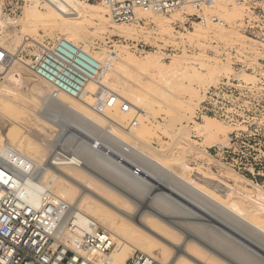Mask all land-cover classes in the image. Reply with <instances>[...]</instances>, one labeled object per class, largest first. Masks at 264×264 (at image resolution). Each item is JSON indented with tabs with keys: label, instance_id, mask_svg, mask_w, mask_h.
<instances>
[{
	"label": "rangeland",
	"instance_id": "1",
	"mask_svg": "<svg viewBox=\"0 0 264 264\" xmlns=\"http://www.w3.org/2000/svg\"><path fill=\"white\" fill-rule=\"evenodd\" d=\"M34 1L0 0V18L4 22L6 21L5 25L0 26V47L10 51L8 48L17 42L16 50H18L20 49L19 45L23 42L21 40L28 38L39 41L38 43L41 45L49 44V46L64 40V42L77 50L80 49L81 52L98 63V77L106 75L105 79H108L107 81L113 85L115 91L128 100L123 102L125 105L129 106V102L134 100L136 95L141 96L142 100L140 102L141 106H144V115L146 114V116H141L136 123L131 124L133 130L131 134L124 133L118 127L119 125H116L118 128H115L116 126L112 127L113 130L107 126L108 124H102V122L95 125L83 115L69 109L70 105L68 103L70 101L66 99L68 97H61L56 101H52L50 98L45 99L43 95L39 96L34 92L32 93L34 84L44 92V95H50L51 88L44 80L36 77L28 67L16 64L15 69L19 72V77H17L19 82H9L7 85H3L6 93L0 94V132L4 138L7 139L11 128L17 125L11 119L12 114H15V112L20 115L19 119L32 118V125L26 126V136L33 124L38 122V118L43 121L42 118L44 117L45 121L46 117H56V120H54L56 121L54 122L55 126L52 125L44 131L53 142L49 152L53 153L58 145H61L63 150L74 151L77 144L72 139L59 142L60 128L63 127L65 122L74 121L78 124L79 130L82 129L80 131L83 132V136H80L79 133H73V135L83 139V149L85 151L83 156H85V160L90 161L89 164L93 163V166L99 161L96 159H100L102 147H107L114 142L112 140L114 139L113 135H119L121 139L134 144L136 149L146 151L150 158L186 179L192 177L198 168H205L207 160L212 158L209 177L206 176L201 182L206 194L209 191L208 195L219 196L218 198L221 201L223 200L226 205L238 204L244 212L255 210L256 201L254 197H257V195L263 194L260 199L264 204V0H254L253 4L255 5L253 7L255 10H252V12L232 0L223 1L228 4L227 8L222 4L219 10H209L205 15L203 12L184 8L181 10L179 18L175 15L160 16L167 25L163 30H159L150 18H141L139 23L117 24L114 22L115 24L109 25L110 28H126L134 31L135 37L128 40L117 34H109L102 29L97 13L88 16L89 18L86 21L78 22L70 31H63L64 26L62 28L43 27L39 23L35 24L37 27L33 24H28L25 27V7L33 5ZM38 1L36 9L45 18L48 13L45 3L43 0ZM81 2L94 5L96 7L94 8L95 11L104 10V14L109 17L107 8L99 0H81ZM223 9L227 10L224 14L222 13ZM191 14L200 16V18L197 17L193 21L194 24L190 28L187 27L186 30L177 27L179 23L184 22L187 15ZM216 17H221L224 21V29L218 34L213 28L218 20H212ZM68 19H72V17ZM203 20L209 21L210 30L204 34H195L194 27L196 23ZM16 39L18 40L16 41ZM39 47L28 41L27 45L19 50L18 58L27 64L30 63L31 57ZM172 62H176L174 69L179 70V78L176 82H172V86L162 89L159 86L158 72L169 73L172 69ZM226 78H235L240 81L239 83L242 86L248 85L251 93H248L249 97L235 100L231 105L245 104V123L240 126L229 125L221 120L210 118L220 127H228L225 128V131L227 129L226 132H228L226 146L219 147L210 144L211 142H208L204 135L194 131L193 127L195 123L203 122V120H196L195 114L204 98L205 91ZM95 96L88 98L84 95V102L91 101L92 104ZM193 96L195 97L193 98ZM79 103L82 102L79 101ZM31 108H35L37 114L34 115ZM117 110L120 113L119 107H117ZM87 111L90 115L95 113L92 112V109ZM124 113L127 112L124 111ZM120 117L122 119V123H119L120 126L122 124L121 127H128L129 122L133 120V117ZM81 125L86 129L80 128ZM97 136H99L102 145L100 144V147L94 145L92 151L95 152L88 153L89 150L85 141L89 140L88 137L93 140ZM110 140L112 142L108 144L107 142ZM98 148L99 151H97ZM112 149H110L109 155H116L118 151L115 148ZM114 150L117 152L115 153ZM92 151L90 150V152ZM135 151L132 150L130 152L132 154L119 151L120 153L117 155L121 154L123 155L121 157L131 158L130 160L135 161L137 159L136 155H138ZM97 155L99 156L97 157ZM104 157L102 156V159ZM184 165L192 168V170L183 171ZM177 183L183 184L179 181ZM198 194H201V192L198 191ZM198 194L193 201L187 204L188 209L193 212V215H189L193 220L188 216V221L179 219V222L190 230H187L190 234L193 233L194 236H202L203 234L205 236L206 232L208 234L210 225H213V222L217 220L216 218H218L216 222L220 223V220H222L220 224L224 226L215 224L222 228L219 227L222 230L219 229V231L224 232V234L214 232V235H216L213 236L211 245L215 247V245L222 244L220 246L226 252L238 253L241 248L230 236H227L230 233L229 231L234 232V237L236 236L242 244H246L254 237L253 231L255 229L249 224L243 225V221H240L241 218L236 217L233 213L226 216L219 215L220 213L213 209L214 206L212 209L206 210L207 214L204 208H199L198 204L203 203L201 199L206 201L208 195H205V199H203L204 194H201L203 196ZM63 201L68 202L69 199ZM215 207L221 208V206L216 205ZM197 208L200 211L202 210L201 213ZM96 212L97 206L94 205L86 214L95 216ZM213 214L217 217L215 218ZM256 214V219L252 220L255 221V226H258V228L264 227V213L258 211ZM109 218L116 228L119 225V218L112 214L109 215ZM112 227L102 224L97 227L96 231H104L112 237V232L116 230ZM172 238L174 242H182L180 236ZM260 243L259 248L262 251L254 249L257 254L251 256L249 264H264V240ZM114 246H112L108 255L100 253V256L105 260L118 262L125 255L131 256L133 253V251L130 252L126 248L121 253L113 254ZM142 248L149 250L143 241H139L134 251L143 253ZM226 248L229 250H226ZM151 251L156 258L161 259L162 254L158 250ZM121 254L123 255L121 256Z\"/></svg>",
	"mask_w": 264,
	"mask_h": 264
},
{
	"label": "bare ground",
	"instance_id": "2",
	"mask_svg": "<svg viewBox=\"0 0 264 264\" xmlns=\"http://www.w3.org/2000/svg\"><path fill=\"white\" fill-rule=\"evenodd\" d=\"M223 1L225 0H214L211 5L205 6L201 10H195L191 7L184 8L192 11L195 10L196 12H203L205 15V13L209 10H219V7H221L222 4H224V7L227 8L228 4ZM38 2V0H35L33 5L25 7V27L28 24H33V26L37 27L35 24L39 23L43 27L62 28L64 26L63 31H70L78 22L86 21L87 18H89L88 16L97 13L98 21L102 26V29L106 30L109 34L120 35L126 40L132 39L136 35L135 32L130 29L117 27L110 28L109 25L114 22L110 17L104 14V10L95 11L94 8L96 7L94 5L83 3L81 0H43L46 6L45 8L48 11L45 18L44 16L42 17V15L38 13L39 10L36 9ZM181 10L172 15L178 17ZM226 12L227 10L223 9L222 13L224 14ZM160 16L161 15L158 13L136 11V17L138 19L150 18L159 30H163L167 25L163 22ZM70 17H72V19H68ZM198 17L200 18V16ZM1 19L2 18H0V26H3L6 21L4 22ZM212 20H218L213 28L216 30V34L221 33L224 29L223 18L216 17L212 18ZM208 22L209 21L207 20H203L200 23H196L194 33L199 35L208 32L211 28ZM17 40L18 39H16V41ZM28 41L35 46L41 45L38 43L39 41L37 42L35 39L28 38L21 40L22 43L19 45L20 49L17 48L18 50H16L17 42L8 48L10 51L0 47L11 57L10 64L4 69L2 74L3 81L0 83L1 95L6 93L3 85H7L9 82H19V78H17L19 77V72L15 69L16 64L28 67L33 73L30 67L31 63L27 64L18 58L19 50L23 49L24 46L27 45ZM171 66L172 69L169 73L162 71L158 72L159 86L162 89L172 86V82H176L179 78V70L174 69L176 62H172ZM105 78L106 75L98 77V73L96 71V76L89 80L85 85L79 99L74 100L72 98H66L70 101L68 103L70 105L69 109L83 115V117L89 119L95 125H98V123L101 124L102 122V124H108L107 126L110 127V129L119 125L118 127L124 131V133L131 134L133 132L131 124L133 125L136 123L141 116H146V114L144 115V106H141L140 102L142 97L136 95L134 98L133 96V102H129V106H127L126 110H123L122 107L125 105L123 102L128 100L122 94L116 92L113 85ZM45 83L51 88L50 95H44V92L36 84L32 87V93L34 92V94L39 96L43 95L45 99L51 98L52 87L49 83ZM98 94H100L105 100H113L114 103L110 107L104 109L101 113L95 112L94 115H90L87 110L91 109L94 101L92 104L90 103L91 101L84 102L83 96L85 95L88 98H93ZM189 95L191 96V94ZM194 97L195 96H193V98ZM79 101L83 104L79 103ZM117 107H119L120 113L118 112ZM34 109L35 108H31V112L35 115L37 113ZM25 110L26 109L24 108V111ZM124 111L127 113H124ZM15 114H12L11 119H13L12 121L17 123V125L11 128L7 139L4 138L0 132V145L7 144L11 146L20 156V159L22 160V168L27 171L25 177L27 181L25 190L27 191L31 202L37 203L42 190L45 188L50 189V191L52 190V194L62 201L69 199V201L66 202L68 204V212L64 216V221L62 222L58 236L61 237L63 243L70 242L73 249L91 263L125 264L126 260L130 257V255H125L121 258V260L119 259L118 262H116L112 260H105L100 256V253L97 250L82 251L80 249L79 244L81 242V237H83L84 234L91 232L95 233L97 227L102 224L107 227H112L114 225L112 224V220L109 218L110 214L119 218V225L116 228L114 226L112 227V229L116 230L112 232V237L109 236L110 245H115L113 254L118 252L121 253V251L126 248L130 250V252H135L134 248L138 245L139 241H143L144 245H146L149 249L147 250L142 248V251H144L143 253H145V256L151 259L152 264H249L251 256L257 254L254 252V249H258L261 245L260 242L264 240V227L258 228V226H255V221L252 220L256 219V213L258 211L264 213V204L261 202L262 199H260L263 197V194L254 197L256 207L255 210L249 212L241 210L242 207L238 204L237 205L241 208L237 205L230 206L228 204H224L223 200L221 201L218 198L219 196L217 197L212 194L211 196L208 195L209 191L206 194V190L202 187L201 182L203 181V178L209 175V167L212 166V158L208 160L206 159L207 164L205 168H198L194 175L192 174V177L186 179L182 175H178L173 172L170 168H167L158 161L150 158L146 151L136 149L134 144L121 139L119 135H113L114 139L112 140L114 142L110 140L107 142L108 144L112 142L109 146H101L103 150L101 149V156L97 155L100 159H96L99 161L95 163V166L92 165L93 163L89 164L88 162L90 161L85 160V156L76 157L74 155L68 157L69 161L65 159H60V161H58L54 158L53 153L49 152L53 142L51 141L50 136L44 132L46 129L54 125L56 117H46L45 121L43 119L44 117L42 118L43 121L38 118V122L33 124L29 134L26 136V126L32 125V118L24 117L19 119L20 115L16 112ZM120 116L133 117V120L129 122L130 124L128 127H121L122 124L121 126L119 124L122 123ZM213 121L214 120H211L210 118H204L202 123L194 124L193 130L204 135L208 142H211L210 144L225 147L226 137L228 134V132H226L227 129L225 131V128L228 127H220ZM81 126L80 128L86 129V127ZM118 127L116 126L115 128ZM60 129L61 131H66L67 136H72L73 133H77L82 130H79L78 124L74 121L65 122L63 127ZM114 131L111 132L115 133ZM86 134L88 133L86 132ZM86 134L85 136L87 137ZM88 138L89 140L86 139L87 141H85L89 150L88 153H94L95 151H92L94 145L95 147L100 144L102 145L101 140L99 136L95 137L93 140H90L91 137ZM112 148H115L118 153H120L119 151L130 153L132 150H136L135 152L138 154L136 155L137 159L135 161L130 160L131 158L125 159L126 157H121L123 155H117L118 153H116L117 151L115 150L116 155H109L110 149ZM90 150L92 152H90ZM97 151H99V148ZM135 152L134 154H136ZM102 156L105 157L102 159ZM183 168L184 169L182 170L185 172L192 170V168L185 165ZM178 181L183 184L180 185V183H177ZM198 191L201 192V194L203 193L204 196L198 194ZM197 194L199 196H203V199H205V195H208L206 196L208 197L206 201L201 199L203 203L198 204L199 208L205 209V212L206 210L212 209L214 206L213 209L218 211L220 213L219 215L226 216L229 215V213H233L236 217L242 219H240V221H243V225L249 224V226L251 225V227L255 229H253L255 232L252 230L254 237L250 240V242L247 241V238V242L245 241L246 244H242L236 236L234 237V232L232 231H229V235L225 234L230 236V238H232V240L241 248L238 253L235 254L232 253V251L229 253L226 252L225 249L220 246L222 244L215 245L212 242L215 247L211 245L213 236L216 235H214V232H219L221 235L224 234V232L222 233L219 231L221 227L217 226L214 222L213 225H210L208 234L207 232L206 234L204 233L205 236H203V234L202 236H194L192 235L193 233L190 234L188 232L190 230L186 229V226L184 227L182 223L179 222V219L187 220L189 215H193V212L188 209L187 204L193 201ZM214 204L216 206H221V208L215 207ZM94 205L97 206L95 216L87 215L86 212L94 207ZM213 215L215 216V214ZM189 217L193 220L191 216ZM216 217L217 216H215V218ZM216 219L218 220V218ZM213 220L215 219L213 218ZM221 221L222 220H220V223ZM237 224L239 225L238 222ZM236 231L240 232L239 230ZM225 233L227 232L225 231ZM174 236H180L182 238V242L177 243L172 241V237ZM227 249L228 248H226V250ZM151 250H158L162 254L161 259L156 258L155 254ZM122 255L123 254H121V256Z\"/></svg>",
	"mask_w": 264,
	"mask_h": 264
},
{
	"label": "built area",
	"instance_id": "3",
	"mask_svg": "<svg viewBox=\"0 0 264 264\" xmlns=\"http://www.w3.org/2000/svg\"><path fill=\"white\" fill-rule=\"evenodd\" d=\"M99 1L107 7L113 22L132 24L141 21L136 17V11L170 16L184 7L201 10L211 5L214 0ZM232 1L242 5L249 12L255 10L254 0ZM197 17L195 14L187 15L184 22L179 23L177 27L186 30L194 24L193 21ZM10 62L11 57L0 48V81ZM30 63L34 75L51 85L50 100L54 101L61 96L79 99L85 85L96 76L99 68L97 62L64 40L52 46L40 45ZM239 82L235 78H226L206 90L195 119L203 120L209 117L239 126L245 123V104L231 106L235 100L247 98L248 93H251L248 85L242 86ZM113 103V100H105L98 94L91 109L101 113ZM122 108L126 110L127 105ZM77 133L83 136L82 132ZM66 134V131L60 132L59 142L72 139L77 148L67 151L58 145L53 152L58 161H69L68 157L74 155L82 157L85 152L81 137ZM26 173L18 153L7 144L0 145V264H93L78 254L70 242L63 243L58 236L64 216L68 212V204L54 196L48 188L42 190L37 203L31 202L25 190ZM79 246L82 251L97 250L103 255H108L112 247L109 235L101 230L84 234ZM125 264H152V261L141 252L135 251Z\"/></svg>",
	"mask_w": 264,
	"mask_h": 264
},
{
	"label": "water",
	"instance_id": "4",
	"mask_svg": "<svg viewBox=\"0 0 264 264\" xmlns=\"http://www.w3.org/2000/svg\"><path fill=\"white\" fill-rule=\"evenodd\" d=\"M198 211H200V210H198ZM214 223H216L217 225H219V224H220L219 222H214ZM220 225H222V224H220ZM257 250H260V251H262L260 248H258Z\"/></svg>",
	"mask_w": 264,
	"mask_h": 264
}]
</instances>
